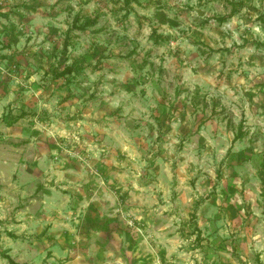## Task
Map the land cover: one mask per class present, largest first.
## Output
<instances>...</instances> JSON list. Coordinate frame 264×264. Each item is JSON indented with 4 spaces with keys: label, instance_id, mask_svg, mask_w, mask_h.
Listing matches in <instances>:
<instances>
[{
    "label": "rangeland",
    "instance_id": "rangeland-1",
    "mask_svg": "<svg viewBox=\"0 0 264 264\" xmlns=\"http://www.w3.org/2000/svg\"><path fill=\"white\" fill-rule=\"evenodd\" d=\"M126 2L0 0V264H264V0Z\"/></svg>",
    "mask_w": 264,
    "mask_h": 264
},
{
    "label": "trees",
    "instance_id": "trees-1",
    "mask_svg": "<svg viewBox=\"0 0 264 264\" xmlns=\"http://www.w3.org/2000/svg\"><path fill=\"white\" fill-rule=\"evenodd\" d=\"M128 1H133L134 3H137V0H127L126 4L128 5L129 2ZM75 18H73L72 21V27L74 29H77L78 31H86L88 28L93 27L96 24V19L95 18H91L89 16H74ZM160 23H164L163 20H160ZM79 69V67H77L75 64H70L67 66H62V69H57L54 70V76L56 78H61L64 77L66 75H70L73 72H77ZM26 114L23 112H19L18 114L10 117L8 119V123L12 124L15 123L17 120L23 118ZM242 132L238 131V133L236 134V138H240L242 136Z\"/></svg>",
    "mask_w": 264,
    "mask_h": 264
},
{
    "label": "water",
    "instance_id": "water-1",
    "mask_svg": "<svg viewBox=\"0 0 264 264\" xmlns=\"http://www.w3.org/2000/svg\"><path fill=\"white\" fill-rule=\"evenodd\" d=\"M198 15H200V16H201V15H202V14H201V12H199V13H198Z\"/></svg>",
    "mask_w": 264,
    "mask_h": 264
},
{
    "label": "crops",
    "instance_id": "crops-1",
    "mask_svg": "<svg viewBox=\"0 0 264 264\" xmlns=\"http://www.w3.org/2000/svg\"><path fill=\"white\" fill-rule=\"evenodd\" d=\"M72 229H69V231H71Z\"/></svg>",
    "mask_w": 264,
    "mask_h": 264
}]
</instances>
